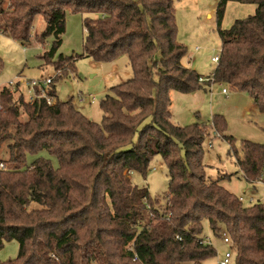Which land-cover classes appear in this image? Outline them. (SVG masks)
I'll return each mask as SVG.
<instances>
[{
    "label": "trees",
    "instance_id": "1",
    "mask_svg": "<svg viewBox=\"0 0 264 264\" xmlns=\"http://www.w3.org/2000/svg\"><path fill=\"white\" fill-rule=\"evenodd\" d=\"M228 2L255 12L223 30ZM67 12L96 17L83 20L81 57L110 63L125 56L132 72L100 101V123L55 93L54 83L73 73L76 61L54 60ZM37 16L45 23L37 42L54 38L42 56L55 71L44 90L53 104L0 90V147L7 142L8 154L0 160V247L18 243L17 256L0 264H202L216 256L201 237L203 221L215 237L229 238L235 264H264V199L245 206L208 181L202 144L210 132L226 141L251 185L264 176V145L241 141L236 150L220 115L184 127L171 115L173 93L213 83L246 93L264 113V0L219 1L221 48L210 77L181 65L186 48L176 41L172 0H0V34L25 45ZM155 156L168 176L161 197L127 179L133 172L145 178Z\"/></svg>",
    "mask_w": 264,
    "mask_h": 264
},
{
    "label": "rangeland",
    "instance_id": "2",
    "mask_svg": "<svg viewBox=\"0 0 264 264\" xmlns=\"http://www.w3.org/2000/svg\"><path fill=\"white\" fill-rule=\"evenodd\" d=\"M220 0H172L176 25V41L186 48L181 59V65L194 70L203 77H210L215 63L211 62L218 56L221 42L217 34L215 9ZM255 6L241 5L234 2L226 4L221 29H228L236 20L253 15ZM96 18L81 13L67 12L65 15L64 33L58 46L54 60L59 55L75 57L74 72L61 77L55 83V93L59 101L72 98L75 108L89 120L100 123L102 112L100 101L109 89L131 78L132 72L127 57L121 56L110 63H95L83 55V40L85 32L83 20ZM45 29L41 16L34 18L30 40L21 45L13 39L0 34V90L9 87V82L19 83V89L26 101L32 96L27 87L31 81L54 78L52 63H45L42 56L47 52L54 38L47 36L41 43L39 36ZM56 80V79H55ZM226 90V94L222 93ZM89 96L94 102H89ZM172 121L179 126H189L194 123H207L215 115L225 119L224 134L234 139V147L239 151L241 141L264 145V113H259L250 97L244 92L231 91L227 86L213 83L206 90L192 94L173 93L171 95ZM211 143V146H209ZM205 176L208 181H218L227 191L238 198H243V205L248 206L250 197L255 202L264 199V187L243 180L235 164L233 153L229 146L218 135L210 132L202 144ZM49 159L51 165L57 167L54 157L42 153ZM8 158L7 142L0 147V160ZM33 157H27L30 165ZM132 187L146 188L151 196H163L167 192L168 176L166 167L160 156H155L148 168L145 178L136 172L127 176ZM264 179V176H263ZM202 238L209 240L215 248L216 256L202 264H217L222 261L229 246L222 238L215 237L208 222L202 223ZM18 243L7 240L0 247V263L12 260L17 256ZM189 264V263H185ZM228 264H235L233 257Z\"/></svg>",
    "mask_w": 264,
    "mask_h": 264
},
{
    "label": "built area",
    "instance_id": "3",
    "mask_svg": "<svg viewBox=\"0 0 264 264\" xmlns=\"http://www.w3.org/2000/svg\"><path fill=\"white\" fill-rule=\"evenodd\" d=\"M218 58H219V55L218 56H214L212 59H211V62L217 64L218 62ZM56 75H59V73H57ZM52 80L53 78H45V79H40L39 81H31L29 83H27V87L29 89H31L32 91V96L29 97L26 102L28 103H31L33 102L35 99H39V98H44L45 99V102L47 105H52L53 104V98L51 97H48L44 90L47 89L50 84L52 83ZM199 81H204V79H199ZM19 83H13V82H9V88L11 90H14V89H19ZM39 90L40 91V94H37L36 91ZM222 93L223 94H226V90L225 89H222ZM89 102L90 103H93L94 102V98L89 96ZM209 146H211V143H209ZM3 166L0 165V168H2ZM258 184H261V181L258 182ZM240 201H243V198H239ZM260 200H263L262 199H259ZM257 201V200H256ZM249 203H254V201L252 200V198H250L249 200ZM222 242L226 245L229 246V251H227L225 254H224V257L222 259V261L218 262L217 264H228L229 263V260L230 258L233 257V252H232V249H231V242L229 240V238L225 235V234H222ZM204 243H209V240L205 238V241ZM210 244V243H209Z\"/></svg>",
    "mask_w": 264,
    "mask_h": 264
},
{
    "label": "crops",
    "instance_id": "4",
    "mask_svg": "<svg viewBox=\"0 0 264 264\" xmlns=\"http://www.w3.org/2000/svg\"><path fill=\"white\" fill-rule=\"evenodd\" d=\"M255 185H260V186L264 187V179L262 178L261 184H255ZM255 185H251L253 187V189H254Z\"/></svg>",
    "mask_w": 264,
    "mask_h": 264
}]
</instances>
